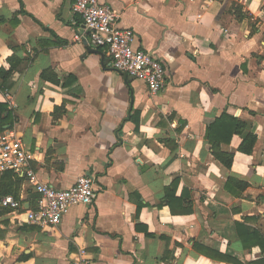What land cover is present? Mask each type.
I'll return each mask as SVG.
<instances>
[{"label":"crops","instance_id":"1","mask_svg":"<svg viewBox=\"0 0 264 264\" xmlns=\"http://www.w3.org/2000/svg\"><path fill=\"white\" fill-rule=\"evenodd\" d=\"M102 3L135 31V48L163 63L162 91L113 69L73 0H0V68L20 61L13 86L0 92L15 118L0 135L22 139L34 179L68 188L86 174L98 189L92 205L41 227L27 222L40 195L20 174V207L0 217L9 221L0 264L263 261L259 246H244L237 223L264 235V0ZM50 69L62 85L41 78ZM226 111L258 136L251 155L237 150L239 136L223 146L236 151L230 169L206 138ZM229 177L249 183L242 198L226 190ZM176 180L180 209H192L186 214L165 202Z\"/></svg>","mask_w":264,"mask_h":264},{"label":"built area","instance_id":"2","mask_svg":"<svg viewBox=\"0 0 264 264\" xmlns=\"http://www.w3.org/2000/svg\"><path fill=\"white\" fill-rule=\"evenodd\" d=\"M202 1L212 3L217 0ZM73 9L82 17L91 42L108 50L114 70L145 81L154 94L164 89L166 69L163 63L153 52L135 48V31L119 26L117 10L103 4L102 0H73ZM31 159L32 154L20 137L12 133L0 135V174L8 170L19 175L29 174L40 195L38 208L26 213L28 223L41 227L59 226L73 207L89 206L97 200L98 189L93 176L81 175L70 187L58 188L33 178ZM3 204L14 209L20 207V202L10 196L4 198ZM76 264H87V261L84 259Z\"/></svg>","mask_w":264,"mask_h":264},{"label":"trees","instance_id":"3","mask_svg":"<svg viewBox=\"0 0 264 264\" xmlns=\"http://www.w3.org/2000/svg\"><path fill=\"white\" fill-rule=\"evenodd\" d=\"M20 61L16 64L12 60L9 70L0 68V92H7L13 86V74L17 71ZM41 78L51 81L55 84H63L61 78L53 70H45L41 73ZM66 83H64L65 85ZM14 116L10 110L8 103H0V133L4 132V126L14 124ZM138 130V129H136ZM234 136L241 137L242 141L238 147V151L251 155L254 152L258 136L250 130V122L230 113L223 112L211 125L207 128L206 138L211 145L212 154L216 160L221 162L225 167L231 168L234 163L235 150L228 151L224 149V145L231 144ZM23 178L12 170H8L0 174V217L11 213L15 209L9 205H4L3 200L6 197H13L15 200H20L22 191ZM179 181H174L171 186L166 189L165 202L170 206L172 213L186 214L192 209H180V197L176 196ZM249 183L240 179L229 177L226 182V190L232 193L237 198L244 196L245 190L249 187ZM248 217L245 218L247 220ZM8 225L9 221L0 222V238L6 235L7 229H2L1 225ZM239 236L245 247L252 249L254 246H259L264 252V235L257 229H250L237 223ZM194 248L202 251L203 249L197 244ZM227 262L232 264H243L235 258L223 256ZM249 264H264V260L260 262H250Z\"/></svg>","mask_w":264,"mask_h":264}]
</instances>
